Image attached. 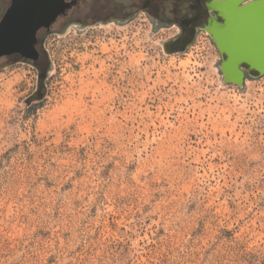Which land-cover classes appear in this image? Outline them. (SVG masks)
Listing matches in <instances>:
<instances>
[{"label": "rangeland", "instance_id": "rangeland-1", "mask_svg": "<svg viewBox=\"0 0 264 264\" xmlns=\"http://www.w3.org/2000/svg\"><path fill=\"white\" fill-rule=\"evenodd\" d=\"M75 1L0 59V264H264V74L213 0Z\"/></svg>", "mask_w": 264, "mask_h": 264}, {"label": "water", "instance_id": "water-1", "mask_svg": "<svg viewBox=\"0 0 264 264\" xmlns=\"http://www.w3.org/2000/svg\"><path fill=\"white\" fill-rule=\"evenodd\" d=\"M73 3L66 0H11L0 21V59L19 54L36 60L39 56L36 49L38 31L50 29ZM228 3L235 8L229 9ZM208 7L222 19L218 21L217 17H211L206 29L226 55L222 69L227 79L241 84L244 78L242 65L264 74V0H213ZM232 72L241 74V78L234 79Z\"/></svg>", "mask_w": 264, "mask_h": 264}, {"label": "flooded vegetation", "instance_id": "flooded-vegetation-1", "mask_svg": "<svg viewBox=\"0 0 264 264\" xmlns=\"http://www.w3.org/2000/svg\"><path fill=\"white\" fill-rule=\"evenodd\" d=\"M67 1V0H66ZM76 2L75 0H68V2ZM81 1V0H80ZM150 1V0H149ZM77 3V2H76ZM150 3V2H149ZM162 6L159 8V15H161L162 13L164 14H167L169 13L168 10H167V0H163L162 2ZM183 4H185L184 6H182V10L181 11H184V12H187V13H191L190 15L188 14V16H186L187 18L184 19L183 21V26L184 27H187V30H193L195 27H197V25L200 23L201 19H203L202 17L204 16L203 14H207L208 12L202 9H196L195 12H193V8L197 5H198V1L195 0L194 2H191V1H184ZM73 5V4H72ZM131 9L134 10L135 8V4L132 2L131 4ZM129 7V5L127 6ZM143 9L145 10H148L147 7L143 6ZM132 10V11H133ZM173 11V10H172ZM170 12V13H174V12ZM193 12V14H192ZM209 14V13H208ZM173 15V14H171ZM107 16H111V14H108ZM208 16V15H207ZM114 19H120L121 17H113ZM200 19V20H199Z\"/></svg>", "mask_w": 264, "mask_h": 264}, {"label": "bare ground", "instance_id": "bare-ground-1", "mask_svg": "<svg viewBox=\"0 0 264 264\" xmlns=\"http://www.w3.org/2000/svg\"><path fill=\"white\" fill-rule=\"evenodd\" d=\"M231 1H234V0H231ZM235 8V7H233V4H229L228 3V8ZM229 8V9H230ZM232 49H234V45L232 46ZM251 59V58H250ZM251 60H253V59H251ZM231 71H235V70H233V69H231ZM234 79H237V78H241V74H237L236 72H232V75H231Z\"/></svg>", "mask_w": 264, "mask_h": 264}, {"label": "crops", "instance_id": "crops-1", "mask_svg": "<svg viewBox=\"0 0 264 264\" xmlns=\"http://www.w3.org/2000/svg\"><path fill=\"white\" fill-rule=\"evenodd\" d=\"M10 3H11V2H10ZM8 7H9V6H8ZM8 7H7V8H8ZM6 10H7V9H6ZM5 12H6V11H5ZM4 14H5V13H4ZM4 14H3V16H4Z\"/></svg>", "mask_w": 264, "mask_h": 264}]
</instances>
